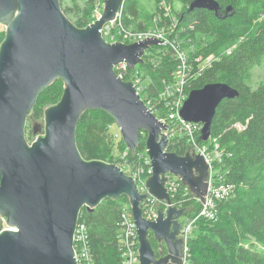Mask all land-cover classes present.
<instances>
[{"label":"water","instance_id":"1","mask_svg":"<svg viewBox=\"0 0 264 264\" xmlns=\"http://www.w3.org/2000/svg\"><path fill=\"white\" fill-rule=\"evenodd\" d=\"M123 0H105L99 20L76 28L61 9L59 0H0V264H77L73 234L83 208L92 211L105 199L125 196L136 227L139 264H181L179 218L183 209L157 210L147 221L131 177L117 166L81 158L75 145L76 126L86 111L111 116L126 150L134 153L140 134L152 169L148 192L169 204L166 175L202 203L207 193L208 166L204 158L187 150L183 156L165 152L166 126L147 110L130 82L118 79L113 67L130 69L142 64L148 47L162 43L146 39L133 44H107L99 33L112 21ZM202 9L218 14L215 0H195L189 11ZM231 7L225 9V16ZM61 80L57 104L43 111L42 134L35 126L28 142L27 118L37 97ZM237 92L225 83L207 84L188 93L180 116L200 125V141L210 137L215 111ZM163 245L156 258L150 243Z\"/></svg>","mask_w":264,"mask_h":264},{"label":"trees","instance_id":"2","mask_svg":"<svg viewBox=\"0 0 264 264\" xmlns=\"http://www.w3.org/2000/svg\"><path fill=\"white\" fill-rule=\"evenodd\" d=\"M59 1L67 15L64 0ZM92 1L88 0L82 10L75 8L81 14L71 22L76 28L87 26ZM166 1L180 8L175 12L182 29L177 37L189 58L212 56L216 60L189 83L187 93L213 83H225L237 92L233 99L220 102L211 124L210 138L214 143L210 149L214 145L221 152L220 160L212 165V180L225 190L220 199H214V207L209 208L207 215L195 223L188 242L189 264H264V79L255 86L249 85L252 70L264 55V0H215L219 8H224L218 14L202 9L189 11L195 0ZM159 2L151 0L147 6L146 0H123V24L142 31L149 29L153 17L160 13ZM228 6L231 10L225 16ZM3 39L4 33L0 34V43ZM165 53L156 69L143 65L156 86L175 67L168 51ZM61 94L62 82L57 80L39 94L27 123L29 118L42 120L43 111L57 104ZM112 126L113 119L106 112L92 110L82 115L75 132V145L82 159L116 166L113 153H122L126 148L121 138L115 144L112 141ZM145 137V133L140 134L135 155L128 153L129 163L135 162L137 153L144 152ZM197 140L201 142L199 134ZM173 143H169L167 152L183 156L187 150L185 142L178 139ZM180 195L171 201L186 211L187 218L198 216L200 203L191 195ZM124 209L129 210L128 200L121 196L117 200H102L92 211L81 210L78 221L87 226L95 264H118L115 236ZM2 226L0 219V230ZM149 240L156 258L163 256L164 246L161 248L151 235Z\"/></svg>","mask_w":264,"mask_h":264},{"label":"built area","instance_id":"3","mask_svg":"<svg viewBox=\"0 0 264 264\" xmlns=\"http://www.w3.org/2000/svg\"><path fill=\"white\" fill-rule=\"evenodd\" d=\"M104 1L96 0L93 4L95 5L97 3V6L92 11L87 26L100 19L104 8ZM165 3V0H160L158 4L160 13L153 17L152 26L144 31L123 24L121 4L119 11L115 14V18L105 23L99 33L103 41L107 44H133L151 38L156 39V41H162V43L152 45L144 51L141 56L143 63L139 65L147 64L152 70L156 69L162 57L165 56V51H168L167 54L175 65L169 77L160 79L158 86L155 85L147 73L135 69L137 65L130 69L125 63H119L113 67V72L118 79L132 84L135 93L140 97L146 110L158 122L166 126V130L161 131V133L168 141L167 146L170 142L174 141L175 143L178 139H181L185 142L187 150L193 151L195 154H199L204 158L208 166V181L207 193L203 203L192 195L186 187L182 186L179 178L173 175H166L165 181L169 204L164 200H158L152 196L146 187V181L152 175L146 150L142 153H137L134 163L128 162L129 152L127 150L117 154L116 166L125 175L131 177L135 183L137 192L146 196L140 203V208L143 218L147 221H155L157 219V210L165 215L168 206L169 208L181 209L180 205L171 201L179 193H181V198L186 195H191L200 203L202 209L198 216L187 218L185 215L186 211H184L183 216H185V220L180 223V231L178 234V237L182 240L181 264H189L188 242L195 228V223L199 217L207 215L206 213L209 208L214 207V199H220L222 191L225 188L215 186V181L212 180L213 162L219 161L221 158V152L217 151L214 145V149H210V145L214 143V140L209 137L206 142H199L197 135L199 134L200 136V125L185 121L180 116V111L188 96L187 90L189 83L200 76L216 60L212 56L206 58L202 56H197L192 59L189 58L187 52L182 47L181 40L177 37L182 32V29L178 27L177 18L169 15L168 10L164 6ZM154 46H159L161 49L152 51L151 48ZM226 53L229 54L230 50H227ZM235 128L239 130L240 126L236 125ZM164 151L167 152V147ZM132 154L135 155V153ZM79 218H81V213H79ZM1 221L3 222V226L0 231L6 229L4 221ZM72 239V248L76 263L95 264L91 254L87 226L84 222L77 221ZM115 243L119 254L118 264H139L137 232L129 210H122L119 230L115 236Z\"/></svg>","mask_w":264,"mask_h":264},{"label":"rangeland","instance_id":"4","mask_svg":"<svg viewBox=\"0 0 264 264\" xmlns=\"http://www.w3.org/2000/svg\"><path fill=\"white\" fill-rule=\"evenodd\" d=\"M87 1L88 0H64V2H63L64 9L65 8L67 9L66 17L70 22H74V21H77L79 19L81 14H78V12L75 8L82 10L84 5L87 4ZM92 2L94 4L96 2V0H93ZM93 4H91V7H90V10L88 13L89 18H90L92 11L97 6V3L95 5H93ZM146 4H147V6H150L151 0H146ZM164 6L168 10L169 15H171L172 17H176L175 12H178L180 10V8L177 4L171 5L168 1H166ZM2 33H4V27L2 25H0V34H2ZM135 69L145 71V67L143 65H137ZM262 79H264V55L261 58L258 65L255 66L254 69L252 70L251 81H250L249 85L255 86ZM42 124H43V118H42V120H38V121L34 120L32 118H29V121L25 127V136H26V140L28 142H32L35 139V136L32 135V130L35 126H38L40 128L39 133L37 135L42 134V131H41L42 130ZM109 134H110V136H112V141L114 142V144L117 143L119 138H120V134H119V131H118L116 126H112L109 129ZM29 138H30V140H29ZM205 146H207V145H205ZM117 154H119V152H117V151L115 153H113V155L115 157ZM212 188H213V184H212ZM184 220H185V216L181 217L180 223L184 222Z\"/></svg>","mask_w":264,"mask_h":264},{"label":"flooded vegetation","instance_id":"5","mask_svg":"<svg viewBox=\"0 0 264 264\" xmlns=\"http://www.w3.org/2000/svg\"><path fill=\"white\" fill-rule=\"evenodd\" d=\"M222 11H224V8H223V10L221 9V7L219 8V11L217 12V13H220V12H222ZM160 247L161 246H163V245H159ZM162 248V247H161Z\"/></svg>","mask_w":264,"mask_h":264},{"label":"crops","instance_id":"6","mask_svg":"<svg viewBox=\"0 0 264 264\" xmlns=\"http://www.w3.org/2000/svg\"><path fill=\"white\" fill-rule=\"evenodd\" d=\"M151 5V4H150ZM130 26H133V27H135L134 25H130ZM137 29V28H136Z\"/></svg>","mask_w":264,"mask_h":264}]
</instances>
